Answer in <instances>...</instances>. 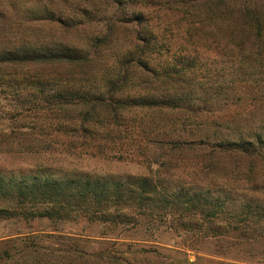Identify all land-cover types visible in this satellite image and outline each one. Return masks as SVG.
I'll return each mask as SVG.
<instances>
[{
	"label": "rangeland",
	"instance_id": "rangeland-1",
	"mask_svg": "<svg viewBox=\"0 0 264 264\" xmlns=\"http://www.w3.org/2000/svg\"><path fill=\"white\" fill-rule=\"evenodd\" d=\"M245 1L249 6L257 1L261 8L256 9L264 13V0H216L211 19L209 0H196V8L179 0H0V41L84 50L89 39L127 38L119 30L108 34V26L122 22L130 28L142 16L141 26L147 27L143 36L163 43L160 61L166 59V46L170 56L195 58L193 70L204 79L203 88L221 91L207 102L208 122L196 120L199 125L189 129L174 116H162V133L190 138L204 129L237 136L264 126V28L256 42L254 31L231 26L218 10ZM9 99H0V129L13 128L14 139L0 143V176L19 179L45 172L63 178L78 172L121 178L151 172L150 152L130 145L146 124L143 113L127 118L121 144L103 134L99 149L66 136L71 133L67 125L43 123L38 110L23 113L21 120L13 110L17 103ZM257 133L264 136V130ZM172 159L156 178L171 187L207 189V197L218 199L224 212H214L212 219L196 211L184 218L180 213L167 219L152 215L140 225L111 231L84 217L55 222L1 211L0 264H264L261 222L239 216L246 205H264V164L231 158L208 163L178 154ZM152 168L156 173L158 168Z\"/></svg>",
	"mask_w": 264,
	"mask_h": 264
},
{
	"label": "trees",
	"instance_id": "trees-1",
	"mask_svg": "<svg viewBox=\"0 0 264 264\" xmlns=\"http://www.w3.org/2000/svg\"><path fill=\"white\" fill-rule=\"evenodd\" d=\"M195 1L179 3L196 8ZM217 5L216 0H209L208 18L216 17ZM256 8H261L257 1L252 6L245 1L237 8H220L218 13H225L233 27L254 31L258 42L264 13ZM141 17L130 28L122 22L120 26H108V34L119 30L127 38L89 39L84 50L0 41V99L8 96L17 103L13 110L21 120H25L20 116H26L23 113L38 110L43 123L57 128L67 125L71 133L66 136L103 149L98 137L106 134L109 140L121 144L127 118L143 113L146 124L130 145L150 152L147 159L151 171L147 176L121 178L78 172L63 178L45 172L19 179L1 174L0 212L11 210L25 218L55 222L84 217L111 231L120 225H140L141 219L152 215L167 219L180 213L184 218L196 211L212 219L214 212H224L218 199L210 200L207 189L162 184L156 178L159 169L169 168L175 154L195 155L208 163L231 158L251 166L264 164V136L257 133L264 126L237 136L209 133L202 128L198 136L190 134V138H171L162 133V116H174L187 126L199 125L195 121L203 118L202 123L208 122L211 104L207 102L215 101L221 91L203 88L200 81L204 79L193 70L195 58L170 56L166 46V59L160 61L163 43L160 38L143 36L147 27L141 26ZM12 129H0V143L13 142ZM154 166L158 168L156 173ZM239 216L241 221L261 222L258 234H264V205H246Z\"/></svg>",
	"mask_w": 264,
	"mask_h": 264
}]
</instances>
